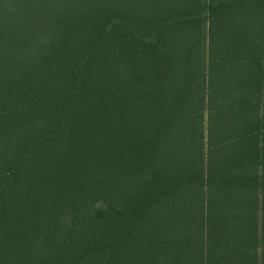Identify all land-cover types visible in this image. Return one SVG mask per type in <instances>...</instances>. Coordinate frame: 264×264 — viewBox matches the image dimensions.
<instances>
[{
	"label": "trees",
	"instance_id": "trees-1",
	"mask_svg": "<svg viewBox=\"0 0 264 264\" xmlns=\"http://www.w3.org/2000/svg\"><path fill=\"white\" fill-rule=\"evenodd\" d=\"M263 62L264 0H0V264H264Z\"/></svg>",
	"mask_w": 264,
	"mask_h": 264
},
{
	"label": "rangeland",
	"instance_id": "rangeland-1",
	"mask_svg": "<svg viewBox=\"0 0 264 264\" xmlns=\"http://www.w3.org/2000/svg\"><path fill=\"white\" fill-rule=\"evenodd\" d=\"M204 22H202L203 23V31L205 32V34L207 35V21H208V19L207 18H205L204 20H203ZM262 69H263V73H264V62L262 63ZM263 99H264V87H263Z\"/></svg>",
	"mask_w": 264,
	"mask_h": 264
}]
</instances>
